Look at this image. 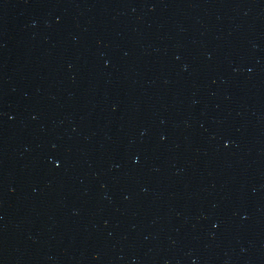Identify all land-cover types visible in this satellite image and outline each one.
<instances>
[{
  "label": "water",
  "instance_id": "1",
  "mask_svg": "<svg viewBox=\"0 0 264 264\" xmlns=\"http://www.w3.org/2000/svg\"><path fill=\"white\" fill-rule=\"evenodd\" d=\"M0 264H264V0H0Z\"/></svg>",
  "mask_w": 264,
  "mask_h": 264
}]
</instances>
